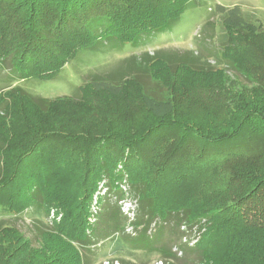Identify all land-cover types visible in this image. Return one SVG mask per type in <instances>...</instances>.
Instances as JSON below:
<instances>
[{
  "label": "trees",
  "instance_id": "1",
  "mask_svg": "<svg viewBox=\"0 0 264 264\" xmlns=\"http://www.w3.org/2000/svg\"><path fill=\"white\" fill-rule=\"evenodd\" d=\"M190 2L0 0V61L8 60L4 64L8 63L16 81H50L77 52L95 49L104 41L137 47L142 37L179 21ZM222 26L227 44L221 57H244V53L264 57L260 48L250 49L251 40L246 39L255 31L264 35L261 24L226 16ZM10 44L14 45L11 49ZM257 62L263 68L264 80V59ZM91 84L80 88L81 99L76 104L71 99L63 100L91 108ZM9 94L17 108L24 106L18 98L21 96L34 111L52 109L63 102L41 99L37 103L15 88ZM245 109L232 127L207 131L194 122L159 117L133 132L99 130L90 136L64 132L61 126L42 135L29 120H22L24 117L15 123L11 119L2 121L0 116V210L21 215L36 208L47 216L51 210L56 217L60 215L50 229L39 231L36 248L13 228L0 229L5 234L0 235L4 238L0 247L9 245L0 251V264H84L79 247L92 246L98 222L111 219L112 214L123 222L119 208L111 201L114 195L122 194L120 184L138 196V215L131 223L134 231L142 232L133 237H139L135 240L138 246L150 244L145 234L157 226L155 219L190 223L205 218L208 225L198 233L194 245L179 242L176 249L181 255L192 253L199 264H238L240 260L244 264H264V104L247 103ZM17 112V117L23 114L22 110ZM89 113L94 116L91 118L101 120L98 111ZM18 137H24V142L12 145ZM76 165L79 171L72 181L70 173ZM212 175L214 181L210 180ZM231 181L240 189L235 199L225 197L217 204L211 199L209 206L207 191L222 194L221 186L229 188ZM100 182H105L110 196H99ZM191 192L188 199L186 195ZM96 193L97 210L93 213L90 204ZM121 225L118 230L123 229Z\"/></svg>",
  "mask_w": 264,
  "mask_h": 264
},
{
  "label": "rangeland",
  "instance_id": "2",
  "mask_svg": "<svg viewBox=\"0 0 264 264\" xmlns=\"http://www.w3.org/2000/svg\"><path fill=\"white\" fill-rule=\"evenodd\" d=\"M226 16L233 20L244 17L246 22L261 24L264 28V0H191L179 21L164 31L142 37L137 47L104 41L95 49L77 52L50 81L33 78L16 81L8 63L4 64L8 60L0 61V99H4L0 103V116L4 119L2 121L11 119L16 123L24 117L22 120H29L32 126L40 129L42 135L49 134L46 132L60 126L62 131L73 135L82 132L90 136L99 130L103 133L116 130L123 133L133 132L140 125L144 126L159 117L176 118L187 124L194 122L207 131L211 128L232 127L237 122L239 113L246 110L247 103L264 104L263 68L257 62L258 58L264 57L246 55L247 53L243 54L244 57H221L227 44V36L222 26ZM238 35L235 34L236 37ZM241 38L245 41L244 34ZM246 39L251 40L248 46L250 49L260 48L264 53L262 33L255 31L253 36ZM12 46L10 44L8 48L11 49ZM90 83L89 93L93 106L90 108L75 105L81 99L80 88ZM14 88L35 102L41 99L47 102H63L56 103L52 109L43 107L34 111L29 102L19 96L24 106L22 109L17 108V102L9 94ZM259 93L261 95L258 97ZM251 94L253 97L250 98ZM63 99H71L75 104L65 103ZM17 110L23 111L19 117ZM92 110L102 115L101 120L91 118L94 117L89 113ZM11 138L15 136L12 135ZM11 138L6 137L8 140ZM24 139L18 137V140H12L11 143L15 146L24 142ZM78 171L76 165L70 173L72 181H75ZM220 175L221 173L217 174ZM214 177L212 175L210 180L214 181ZM211 186L212 184L209 188ZM118 187L121 191L120 186ZM220 189V193L224 195L210 194L207 191L206 202L209 206L211 201L217 204L225 197L235 199L240 190L232 181L229 188L224 185ZM196 190H199L198 184ZM123 195L124 198L120 194L111 199L114 207H120L123 222L119 221V217L114 218L113 214L111 219L103 220L102 224L98 222L99 225L95 226L93 233L92 246L79 247L84 264H199L196 255L189 252L180 255L176 248L182 238L180 227L185 228L184 234H188V241H194L198 233L205 231V225H208L205 218L192 220L190 223H174V218L167 223L155 219L154 224L157 226L154 229L149 228L145 234L150 244L138 246L135 240L142 232L139 233L140 229H137L134 235L130 234L131 220L122 212L128 206L125 204H135L138 196L129 189L128 194ZM186 196L191 199L192 192ZM90 206L97 209V205ZM134 215L136 217L138 213L134 211ZM55 219L59 220L60 215L56 217L54 210L48 216L36 208L21 215L0 210V229L13 228L36 248L39 247V231L50 229L51 222ZM121 224L124 227L118 230ZM1 234L5 235L3 231ZM136 234L138 236L133 238ZM160 235L162 238L158 242ZM3 240L0 237V245H3ZM8 247L7 243L4 248L0 247V251ZM2 257L3 253L0 252V261ZM236 262L244 264L241 260Z\"/></svg>",
  "mask_w": 264,
  "mask_h": 264
},
{
  "label": "built area",
  "instance_id": "3",
  "mask_svg": "<svg viewBox=\"0 0 264 264\" xmlns=\"http://www.w3.org/2000/svg\"><path fill=\"white\" fill-rule=\"evenodd\" d=\"M104 183L105 182H102V186L100 187V189H99V191H100V194L101 195H104L105 193H106V189L104 188ZM120 188H121V192H122V196H123V198H124V195H123V193H125V194H128V189H127V186H125L124 184H122L121 186H120ZM124 191V192H123ZM122 203V202H121ZM93 205H96V203H94L93 202ZM126 206H127V208H125V210H123V207H121V210H123L122 212H125V216L127 217V219H129V220H131V222L129 221V225H130V227H129V232H131L130 234H132V235H134V229H133V226H131V223H133V221H135V215H134V211H136V207H137V203L135 202V204H131V203H126L125 204ZM132 205H134L133 206V208H132ZM122 206V205H121ZM119 209H120V207H119ZM97 210V209H96ZM96 210L94 209V208H92V211H93V213H95L96 212ZM184 230H185V228L184 227H180V232L181 233H185L184 232ZM198 236V235H197ZM188 236H186V235H183V237L181 238V241L180 242H182V243H184V244H188V245H190V246H192V245H194L196 242H197V239H198V237H196V239H194V241L192 240V241H188V238H187ZM180 255H181V253L180 252H178ZM177 253V254H178ZM106 264H117V262H114V263H106ZM159 264H163L162 262H159Z\"/></svg>",
  "mask_w": 264,
  "mask_h": 264
},
{
  "label": "bare ground",
  "instance_id": "4",
  "mask_svg": "<svg viewBox=\"0 0 264 264\" xmlns=\"http://www.w3.org/2000/svg\"><path fill=\"white\" fill-rule=\"evenodd\" d=\"M101 186H102V182L99 183V185H98V189H97V192H99V196H100V197H105V196H107V194L109 193V192H108V189L105 187V183H104V188L106 189V193H105L104 195H101V194H100V191H99V189H100ZM120 186H121V184H120ZM97 194H98V193H96V194L94 195L93 200H92L94 203H96V205H97V202H96ZM109 196H110V194H109ZM93 202H92V204H93Z\"/></svg>",
  "mask_w": 264,
  "mask_h": 264
}]
</instances>
